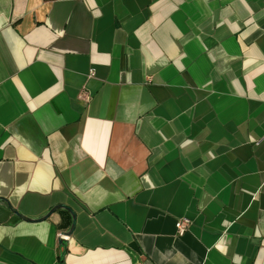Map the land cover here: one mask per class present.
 Returning a JSON list of instances; mask_svg holds the SVG:
<instances>
[{"label": "crops", "instance_id": "crops-1", "mask_svg": "<svg viewBox=\"0 0 264 264\" xmlns=\"http://www.w3.org/2000/svg\"><path fill=\"white\" fill-rule=\"evenodd\" d=\"M0 264H264V0H0Z\"/></svg>", "mask_w": 264, "mask_h": 264}, {"label": "water", "instance_id": "water-1", "mask_svg": "<svg viewBox=\"0 0 264 264\" xmlns=\"http://www.w3.org/2000/svg\"><path fill=\"white\" fill-rule=\"evenodd\" d=\"M57 208H65V209L69 210V211L71 212V214H72V217H73V221H72V225H71L70 229L67 230V231L62 232V234H61L62 237L59 239V243H60L61 245H65V243L67 242L69 236L71 235V232H72L73 227H74V223H75V214H74V213H73V212H72L67 206H64V205H56V206H54L53 208H51V210H50L48 213H51L53 210H55V209H57ZM47 216H48V214H46L44 217H42V218H40V219H44V218H46ZM33 221H35V220H33Z\"/></svg>", "mask_w": 264, "mask_h": 264}, {"label": "built area", "instance_id": "built-area-1", "mask_svg": "<svg viewBox=\"0 0 264 264\" xmlns=\"http://www.w3.org/2000/svg\"><path fill=\"white\" fill-rule=\"evenodd\" d=\"M175 227H176V230L178 231L179 234H183L189 227V221L186 218L178 219L175 222ZM60 237H62V235H60Z\"/></svg>", "mask_w": 264, "mask_h": 264}]
</instances>
